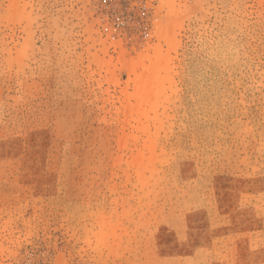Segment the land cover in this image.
<instances>
[{
  "label": "rangeland",
  "instance_id": "obj_1",
  "mask_svg": "<svg viewBox=\"0 0 264 264\" xmlns=\"http://www.w3.org/2000/svg\"><path fill=\"white\" fill-rule=\"evenodd\" d=\"M0 264H264V0H0Z\"/></svg>",
  "mask_w": 264,
  "mask_h": 264
},
{
  "label": "bare ground",
  "instance_id": "obj_2",
  "mask_svg": "<svg viewBox=\"0 0 264 264\" xmlns=\"http://www.w3.org/2000/svg\"><path fill=\"white\" fill-rule=\"evenodd\" d=\"M167 28H169V27H167ZM165 30V29H164ZM168 31V30H167ZM164 32V31H163ZM154 78V77H153ZM147 79L151 82L152 81V79H150L149 77L148 78H146V81L145 82H147L148 83V81H147Z\"/></svg>",
  "mask_w": 264,
  "mask_h": 264
},
{
  "label": "built area",
  "instance_id": "obj_3",
  "mask_svg": "<svg viewBox=\"0 0 264 264\" xmlns=\"http://www.w3.org/2000/svg\"><path fill=\"white\" fill-rule=\"evenodd\" d=\"M105 31H106V29H105Z\"/></svg>",
  "mask_w": 264,
  "mask_h": 264
}]
</instances>
